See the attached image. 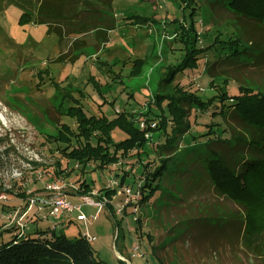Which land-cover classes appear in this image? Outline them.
Segmentation results:
<instances>
[{"label":"rangeland","instance_id":"rangeland-1","mask_svg":"<svg viewBox=\"0 0 264 264\" xmlns=\"http://www.w3.org/2000/svg\"><path fill=\"white\" fill-rule=\"evenodd\" d=\"M215 1L198 0L196 14L191 16V4L180 0H114L112 6L95 0L104 20L98 29L93 26L90 31L106 34L107 42L93 47L90 36L87 46L96 48V53L82 52L75 60L72 49L68 55L60 54L68 49L69 42L79 47L82 40L54 37L47 34V28L46 33H38L33 20L19 13L20 0H0V243L22 233L55 229L60 219L43 218L49 214L52 194L48 187L53 186L62 196H71L70 204H82L81 213L87 218L78 222L75 213L70 220L65 217L56 230L69 239L87 235L103 264H264L262 250H250L243 244L241 221L245 212L217 193L200 162L187 160L193 152L186 149L193 144L192 137L186 135L179 146L159 156L156 147L163 145L166 137L154 135L148 144L150 155H144L140 164L133 157L105 170L91 163L84 171L62 157L60 150L65 145L47 140L56 132V121L77 129L73 118L64 113L73 103L66 99L59 104L63 89L69 85L83 92L82 97L78 93L73 97L89 116L113 119L119 112H143L156 91L158 72L165 74L167 67L180 62L185 53L174 34L181 23L187 26L195 22L200 48L211 46L217 39L229 42L241 35L246 40L242 48L253 41L255 49L259 51L262 46L264 50V25L239 19ZM86 9L80 6L78 14ZM136 18H149L152 23ZM109 22L114 28L110 33ZM222 45L203 54L199 68L179 75L174 85H182L204 100L215 93L211 82L220 76L230 81V96L237 95L241 85L264 88V60L256 66L222 62L219 59L226 53H221ZM145 59L142 74L131 78L137 60ZM93 77L101 85L104 98L96 92ZM216 85L217 90L226 88L222 80ZM58 89L61 92L55 99ZM112 102L114 107L109 105ZM189 119L195 136L214 123L221 124L222 130L229 127L214 119L212 111H192ZM126 137L120 130L113 133L115 142ZM160 159L168 164L160 192L150 202L139 203L143 166L156 168ZM124 176L127 180L116 189L120 192L110 204L114 217L100 199L112 190L107 189L110 179L120 184ZM85 184L90 196L72 199ZM125 188L131 191L130 197L122 190ZM31 199L36 203L28 212ZM100 205L103 209L94 220ZM37 207H43L44 212H37Z\"/></svg>","mask_w":264,"mask_h":264},{"label":"trees","instance_id":"trees-1","mask_svg":"<svg viewBox=\"0 0 264 264\" xmlns=\"http://www.w3.org/2000/svg\"><path fill=\"white\" fill-rule=\"evenodd\" d=\"M180 1L186 5L191 4L188 6V9H191V16L196 14L195 5L198 0ZM215 2L239 19H249L264 25V0ZM25 15L30 17L28 14ZM136 20L145 24L152 23L149 18ZM177 31L174 33L178 35L176 40L185 53L180 62L167 67L165 74L160 75L158 72L156 91L152 92V101L143 112H119L113 119L106 115L89 116L80 105V101L73 97L77 93L82 97L83 92L69 85V89L67 87L63 89L64 97L59 104H63L66 99L73 103L64 113L73 118L77 129L73 131L69 126L56 121L55 124L58 125L56 132L49 134L47 140L65 145L66 147L60 150L62 157L75 162L84 171L91 163L97 165L98 169L105 170L133 157L140 164L144 155H150L149 140L146 138L148 133H152L153 136L163 134L166 137L165 143L156 147L159 156L179 146L186 135L192 137L194 142L187 145L186 149L193 152L187 160L200 162L217 193L239 205L245 212L241 221L244 246L250 250L264 252V88L253 84L241 85L239 93L230 96L228 90L230 81L220 76L211 82L215 93L204 100L182 85H174L179 75L196 71L199 68L200 57L218 45L223 44L221 53L226 51L220 61L243 66L259 65L264 60V50L262 46L258 47L261 48L259 51L255 49L256 45L252 40L242 48L241 45L246 40L241 35H237L236 40L230 39L229 42L217 39L211 46L200 48L198 46L200 32L196 29L195 22L187 26L181 23ZM106 42L107 39L104 44ZM78 57L79 55H75L74 59L77 60ZM146 63V59L137 60L130 77L140 76ZM221 80L226 88L217 90L219 86L216 82ZM92 82L98 95L104 98L101 85L94 77ZM60 92L58 89L55 99ZM104 103L107 104L106 101ZM109 105L114 107L115 102ZM192 111L204 114L212 111L214 119L222 120L229 127L222 130L221 124L214 123L209 126L208 131L195 136L193 132L191 133L192 125L189 122ZM140 117L146 122L145 129L140 128L138 123ZM154 122L156 127L151 128ZM115 130L122 131L127 137L115 142L113 139ZM167 167L168 164H164L162 159L156 168L144 164L141 175L142 199L139 203L150 202L155 194L160 192V180L167 172ZM126 180L127 176H124L120 185L123 186ZM82 187V191L79 192L81 195L91 194L86 184ZM116 192V189L107 192L105 198L108 201L106 206L113 216L115 214L110 204ZM0 264L103 263L86 235L79 234L74 239H69L62 231L58 233L54 229L39 230L32 235H16L9 241L0 243Z\"/></svg>","mask_w":264,"mask_h":264},{"label":"crops","instance_id":"crops-1","mask_svg":"<svg viewBox=\"0 0 264 264\" xmlns=\"http://www.w3.org/2000/svg\"><path fill=\"white\" fill-rule=\"evenodd\" d=\"M101 1L102 3H107V5L110 4V6L114 4V0ZM20 2L21 10L19 11V13L28 14L30 16V19L33 20L35 28H37L36 31L38 33L45 32V29L47 28L49 31L47 32V34H51L54 37L60 35L61 39L66 37L69 39L73 37L74 39H80L83 41L82 45H80L79 47H76L74 42H69L68 49L66 48L67 50H65V52H61L60 55H68L70 53V49H72V53L74 55L81 54L82 52H87L89 54L95 53L96 48L92 49L90 46H87V41L90 36L92 37L91 39L94 43L93 47H102V44L104 45L105 39L108 38L106 34H101L100 31H96V33H94V31H90L92 28H94L93 26H96L95 29L99 25L101 26L104 20V16L100 14L99 5L95 3V0H20ZM80 6L81 9L87 8L86 11L81 12V14L84 13L82 15L78 14V12L80 11ZM107 28L109 30V33L112 32V30L114 29L113 24H107ZM54 33L57 35H54ZM107 35L109 36L108 32ZM57 52L58 51H56L55 53L57 54ZM97 52H99V50ZM119 192L120 191H118L116 195L119 194ZM87 196H90V194L81 195L79 193V196H72V199H84ZM70 197L71 196H65L68 202ZM78 206H81L83 208L82 204H79ZM65 217H67L68 220L71 219L70 216L63 215V217H60L59 224L56 223V226H61V223L65 221ZM56 226L54 227L55 229ZM37 231L39 230H36V232ZM56 232H58V230H56ZM121 257L123 260H125L126 263H130L129 260L126 259L123 255Z\"/></svg>","mask_w":264,"mask_h":264},{"label":"built area","instance_id":"built-area-1","mask_svg":"<svg viewBox=\"0 0 264 264\" xmlns=\"http://www.w3.org/2000/svg\"><path fill=\"white\" fill-rule=\"evenodd\" d=\"M147 105L145 106L144 110L147 108ZM140 122L141 123L138 122L139 125H140V128L141 129H145L146 126H147L145 120L142 119V120H140ZM155 127H156V123L154 122V123L151 124V128H155ZM152 136H153L152 133H148L146 135V138L148 140H150ZM119 185H120L119 182H117L115 179H110L108 181V184H107V189L115 190V189H117L119 187ZM48 190L52 194L51 201L49 202V205H50L49 214L47 216H43V218H45V217L46 218H53L55 221H57L63 215L71 216V215H74L75 213H78L77 221H83V222L87 221L86 216L81 213V209H82L81 206H74V205L70 204L66 200V198L59 193L57 187L49 186ZM122 190H124V192L126 193V196L130 197V195H131V191L130 190H128L126 188L122 189ZM103 200H105V205H107L108 201L105 198ZM129 201H130V198H128L126 200V203L128 204ZM29 203L30 204H29L28 212L31 211L35 207L36 201L34 199H31ZM102 209H103V206L100 205L99 208H98V214L93 217L94 220L98 218V215L102 211ZM37 212L42 213L43 212V207H37ZM23 234L24 233H22L20 235H23ZM87 238L91 242L92 239L89 238L88 236H87Z\"/></svg>","mask_w":264,"mask_h":264}]
</instances>
